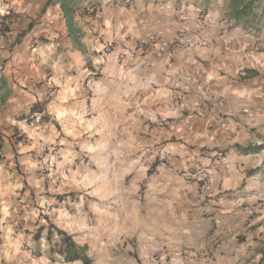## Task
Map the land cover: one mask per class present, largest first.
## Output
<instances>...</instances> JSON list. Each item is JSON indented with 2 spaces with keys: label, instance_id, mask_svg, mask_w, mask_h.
<instances>
[{
  "label": "clouds",
  "instance_id": "clouds-1",
  "mask_svg": "<svg viewBox=\"0 0 264 264\" xmlns=\"http://www.w3.org/2000/svg\"><path fill=\"white\" fill-rule=\"evenodd\" d=\"M0 264H264V0H0Z\"/></svg>",
  "mask_w": 264,
  "mask_h": 264
}]
</instances>
